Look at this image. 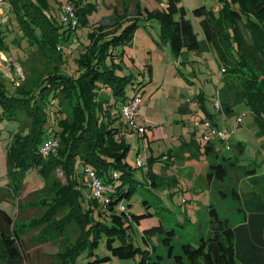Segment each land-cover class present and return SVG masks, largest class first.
Returning a JSON list of instances; mask_svg holds the SVG:
<instances>
[{
  "label": "trees",
  "instance_id": "trees-1",
  "mask_svg": "<svg viewBox=\"0 0 264 264\" xmlns=\"http://www.w3.org/2000/svg\"><path fill=\"white\" fill-rule=\"evenodd\" d=\"M179 1L167 0L164 9L158 13L144 8L143 14L135 6L138 11L134 15L135 10L128 13L124 8L122 16L116 20L119 24H112L115 30L99 28L98 32L88 34L89 45L79 52L76 70L69 74L65 70L71 67L64 59L69 53L60 46L69 41L71 29L62 28L45 16L47 0H2L15 23L13 45L21 47L23 41L29 45L36 43L35 53L57 62L51 69L35 74L37 78L31 86L21 85L13 93L7 91L0 79V124L6 121L17 125V131L11 134L6 145L8 196L15 200L23 188L24 175L31 168H37L46 181L41 192L47 189L49 177L56 169L65 176L66 184L56 183L54 197L41 202L50 208L47 216L50 215L41 217L43 221L49 222L67 207V213L58 220L59 227L75 222L82 232L74 245L65 247L60 264H75L80 255L94 257L101 241H104L109 256L95 257V261L87 264H99L110 257L132 259L136 254H140L138 264H158L150 262L149 250L134 246L129 238L131 222L138 224L148 214H131L122 205V201L129 200L136 190L132 168L126 163L128 147L123 141L131 127L120 112L127 97L135 93L127 96L128 86L135 91V83L132 75L118 74L116 66H121L115 64L114 57L118 56L117 49L129 43L136 30L144 22L148 25L153 17L160 20L161 39L169 41L174 53L199 49L196 34L185 17L184 8L179 7ZM213 1L219 6L217 10L202 6L192 13L203 17L200 26L206 41L213 43L224 65L228 100L224 104L225 111L231 112V103L245 101L264 136V0ZM80 2L75 0L73 5L77 26L85 23V15L95 7L94 4L80 6ZM141 14L146 21L139 20ZM68 22L70 25L71 20ZM123 22L126 24L122 25ZM2 50L8 54L10 48L2 47ZM123 54L122 51L120 56ZM148 71L151 73L150 68ZM117 102H121L120 108L113 112L112 107ZM207 117L202 124L209 121L217 128L213 116L208 114ZM27 119L31 120L29 125L25 122ZM117 120L118 125H115ZM203 135L204 128L202 139ZM50 141H56V146L42 153L44 144ZM205 143V153L216 154L214 140ZM86 169L93 171L103 187L101 199L94 197ZM237 172L242 176H237ZM114 173L116 178H113ZM233 174L247 188L241 193L230 190L232 198L239 204L242 222L230 224L211 204L207 207L208 234L195 245L182 244L180 254L173 255L174 231H165L161 224L144 229L143 240L146 242L147 236L166 233L167 237L160 241L174 264H264V173L257 174L250 164H238L236 157L212 163L205 179L208 185H218L221 200L228 198V195L223 198V186ZM149 178L150 185L156 187L152 174ZM85 182L90 188V197L83 200L76 187L87 186ZM0 193V202L10 200L4 191L0 190ZM32 226L34 223L16 225L14 216L0 209V264H29L28 242L23 235L24 228ZM53 230L57 231L55 227Z\"/></svg>",
  "mask_w": 264,
  "mask_h": 264
},
{
  "label": "rangeland",
  "instance_id": "rangeland-1",
  "mask_svg": "<svg viewBox=\"0 0 264 264\" xmlns=\"http://www.w3.org/2000/svg\"><path fill=\"white\" fill-rule=\"evenodd\" d=\"M79 1L80 6L95 5L94 9L85 15V23L81 22L79 26L73 7L75 0H47L48 8L44 11L51 22L71 29L69 41L66 40L65 44L60 46L69 53L64 55L65 64L67 62L71 67L65 70L69 74L76 70L75 60L79 52L89 45V33L98 32L99 28L115 30L112 24H119L117 21L124 8L128 9V13L135 10L134 15L138 11L135 6L139 7L143 14L144 8L151 13H158L164 9L167 2ZM178 5L185 10V17L190 21L200 44L199 49L183 54L174 53L169 41L161 39L160 20L153 17L146 25L141 14L138 18L145 24L136 30L129 43L117 49L118 56L114 57L115 64L121 66H116L118 74L132 75L134 78L135 91L128 86L127 96L133 92L139 93L140 105L134 122L136 128L144 129L143 133H138L137 129L128 128L123 137L124 144L128 147L126 163L132 168L136 190L129 200L122 201V205L131 214H148L141 218L138 224L131 222L129 238L134 246L149 250L150 262L158 264H174L173 259L168 257L166 246L160 241L167 235L158 233L154 237L147 236L145 242L142 238L144 229L161 224L165 231L173 230V255H178L182 244L195 245L202 236L208 234L209 205L212 204L220 217L227 218L230 224L237 225L242 222L243 216L238 212L239 204L230 194V190L238 193L247 191L246 186L236 178V175L242 174L237 172L236 175L229 176L223 186V198L225 195H228V198L221 200L218 185H208L205 179L212 163H219L222 158L236 157L238 164H250L255 167L257 174L264 173V136L245 101L234 100L237 102L231 103V112L225 111L224 104L228 100L225 97L224 65L213 43L206 41L200 26L203 17L192 13L198 7L217 10L219 6L213 0H180ZM69 8L72 11L70 25L68 21L63 23L60 19L61 12ZM6 9L0 0V79L7 91L13 93L21 85L31 86L37 78L34 77L35 74L51 69L57 62L48 61L42 54L35 53L38 48L36 43L29 45L23 41L21 47L13 45L15 23ZM114 21L117 23H112ZM124 24L126 22L122 23ZM5 28L10 30L6 32ZM113 34L114 32L109 35ZM2 47H9V53L3 51ZM122 51L124 54L120 56ZM217 100L221 103L219 112L215 109ZM120 104L121 102H117L112 111L119 110ZM208 114L213 116L212 121L217 129L225 134L220 141L212 139L216 154H207L204 151L206 143L202 139V122L208 120ZM30 121L25 120L28 125ZM116 124L118 125V120L115 121ZM16 131L17 125L13 122L4 121L0 124V190L12 201L0 202V209L14 216L16 225L34 223V226L24 228L26 231L23 235L28 242L29 264H60L65 247L74 245L82 232L75 222L67 224L64 228L59 227L58 220L67 213V207L49 222L43 221L41 217H48L50 208L41 202L54 197L56 183L65 185V176L60 169H56L49 177L47 189L41 192L46 187V181L37 168H31L26 171L23 188L19 190L15 200L8 196L10 189L6 190L5 179L8 156L6 145L11 134ZM151 174L156 187L150 185ZM76 189L81 199L90 197L88 185L80 184ZM53 227L57 231L53 232ZM43 231L46 232L45 235ZM34 235L37 237L34 238ZM106 256H109V253L104 241H101L94 257L80 255L75 264H87L95 261V257L101 259ZM139 261L140 254H136L132 259L120 260L110 257L99 264H138Z\"/></svg>",
  "mask_w": 264,
  "mask_h": 264
},
{
  "label": "built area",
  "instance_id": "built-area-1",
  "mask_svg": "<svg viewBox=\"0 0 264 264\" xmlns=\"http://www.w3.org/2000/svg\"><path fill=\"white\" fill-rule=\"evenodd\" d=\"M60 19L63 23L68 21L69 19L71 20L72 19L71 9L69 8L67 10H63L61 12ZM139 105H140V95L138 92H135L132 94V96L127 98V100L123 103V105L120 109V112H121L122 118L125 121H127V123L129 124V126L131 128L137 129L138 133H143L144 129L136 128L135 122H134ZM215 109L217 112L220 111L219 101L215 102ZM203 125H204V127H203L204 128L203 140L205 142L211 141L212 139L222 140L224 138V135H225L224 132H222L221 130H218L217 128L212 126V124L209 121H206ZM55 146H56V141H50V142L44 144L41 152L45 154V153L49 152ZM85 175L87 176L88 181H89V185L91 186V188L93 190L94 197L97 199H101L102 192L104 189L101 186V184L99 183V181L97 180V178L95 177V174L90 169H86ZM113 178H116L115 173L113 174Z\"/></svg>",
  "mask_w": 264,
  "mask_h": 264
}]
</instances>
